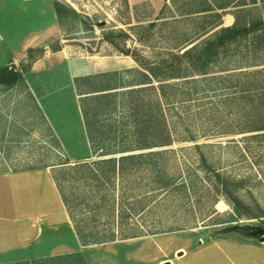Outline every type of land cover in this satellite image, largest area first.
Here are the masks:
<instances>
[{
  "label": "rangeland",
  "instance_id": "374dc122",
  "mask_svg": "<svg viewBox=\"0 0 264 264\" xmlns=\"http://www.w3.org/2000/svg\"><path fill=\"white\" fill-rule=\"evenodd\" d=\"M202 2L52 0L55 28L29 45L35 46L31 51L33 57L28 55L26 48L22 59L5 64L17 69L22 77L11 85L0 84V149L10 167L54 163L51 172H57L61 187L72 206L70 173L64 174L58 169L62 166L55 164L63 160L64 155L27 93L23 72L45 51L56 50L53 47H64L72 52V57L85 59L88 62L85 66L95 69L87 74L119 70L122 77L117 76L118 86L108 89L117 90V103L106 115L121 123L130 107L126 102L130 96L123 92L126 88L145 86L141 93L150 98L156 96L158 80L149 74V70L160 73L161 81L177 82L183 79L165 78L171 70L170 66L165 67L167 63L174 59L175 53L180 54L185 48L200 42L218 27L206 24V31L201 29V19L194 15L203 12L200 9ZM234 7L230 4L218 9L223 10L220 25L233 23ZM258 10L264 17V4L260 1ZM256 11L254 8L250 17L257 15ZM244 42L230 44V49L239 48V52L234 54L231 51L229 59H224L227 60V70L215 68V71L206 74L207 78L182 82V88H191L189 94L181 95L178 92L173 95L170 94L171 89L166 88L169 97L161 98V106L173 141L142 149H163L165 152L159 156L161 162L170 172L182 175L189 184L193 183V188H189L187 195L152 188L155 186L148 182L150 178L145 170L130 172L123 181L120 176L115 177V195L121 194L124 186H127V200L134 202L141 197L140 191L146 192L147 197L143 202L149 204V209L142 214H134L128 220L135 221L138 226L143 224L146 228L162 231L87 244L81 249L87 264H160L163 261L168 264H247L263 261L264 136L261 132L264 129L249 128L263 125L264 118L246 115L250 101L247 98L232 99V95L225 99L232 88H225L217 78H211L214 74L239 70L243 78L250 77L256 67L264 66V48L259 50L256 57L252 55L249 59L253 58L260 64L247 66V59L242 56V51L246 50ZM178 44L181 45L176 47ZM136 69L149 74L151 81L135 83L139 76ZM247 70L251 71L244 72ZM197 76L202 75L185 77ZM232 77L234 79V75ZM110 83L114 84V81ZM90 88V83L82 82L81 90ZM77 93L78 98L84 94L78 88ZM257 133L260 135H254ZM85 144L83 138L66 144L70 151L72 149L71 164L95 157L89 155L80 160L74 156L88 153ZM214 171L229 180V186L243 198L253 215L234 214L228 198L216 190L220 184ZM58 191L60 193L59 188ZM133 194L138 195L135 197ZM175 226L180 228L164 230ZM234 241L239 245L234 247ZM243 244L251 245L244 248Z\"/></svg>",
  "mask_w": 264,
  "mask_h": 264
},
{
  "label": "trees",
  "instance_id": "16d2710c",
  "mask_svg": "<svg viewBox=\"0 0 264 264\" xmlns=\"http://www.w3.org/2000/svg\"><path fill=\"white\" fill-rule=\"evenodd\" d=\"M259 1L264 4V0H203L200 4V9L203 12L194 15L201 19V29L206 31V24L218 27L200 42L185 48L180 54L175 53L174 59L167 63L165 67L170 66L171 70L164 77H183V79L177 82L161 81L163 78H161L160 73L148 69L149 74L158 80V85L155 87L156 96L150 98L141 93L142 90L146 89L145 86L126 88L123 92L130 96V98H126L130 107L128 113L123 115L125 120L120 121L121 123L116 118L111 119L106 115L117 103L115 98L117 90L108 89L118 86L116 85L117 76L122 77L120 71L106 70L75 77L76 87L80 93H84L80 96L79 101L92 154L95 156L93 159L70 163L33 94L25 84L27 93L45 121L48 132L64 155V159L55 162V164L62 166L58 169L62 170L64 174L70 173L69 176L72 178V206L67 194L61 187L57 172L54 171L52 176L60 190V195L82 245L162 231L157 228H146L143 224L138 226L135 221L130 222L128 220L134 214H142L146 209H149V204L143 202V199L147 197L145 196L146 192L140 191L141 197L130 202L127 200L129 196L125 194L127 186L124 184L122 185L124 186V193L115 195L114 179L120 176L123 181L130 172L145 170L148 171V178H150L148 182L155 186L152 188H161L172 193L181 192L184 195H187L189 188L190 190L193 188V183L189 184L182 175L170 172L161 162L159 156L165 152L163 149H142L169 144L173 141L171 129L161 106V98L166 97L168 99L169 97L167 87L171 89L170 94L173 95L178 92L181 95L183 93L189 94L191 88H184V86L182 88L181 83L207 78L206 74L215 71V68H218L216 70L219 71L227 70V60L224 61V59L226 57L229 59L231 51L234 54L239 52V48L230 49V44L237 43L238 45L242 40L245 41L243 47L246 48L245 51H242V56L247 59V66L260 64L253 58L249 60L252 55L256 57L259 50L264 48V17L260 15L258 10ZM230 4L235 6L232 10L234 21L230 25H220L223 10L218 9ZM254 8L257 10V15L250 17ZM180 45L178 44L176 47ZM34 48L35 46L27 47V53L30 57H33L31 51ZM57 48L59 47H53V49ZM136 72L139 76L135 83L151 81L152 77L145 71L136 69ZM240 73H242L241 70L239 72L226 71L223 74H214L211 78H217L218 83L224 85L225 88H232L225 95V99L232 95V99L234 97L239 100L247 98L250 101V109L246 115L264 118V66L256 67L250 77L243 78L242 75H239ZM192 74L202 76L185 77ZM233 75L234 79H232ZM19 77H21V73L12 66H0V84L11 85ZM111 80L114 81V84L110 83ZM83 81L90 83L91 88L89 90H81ZM133 94L135 95L131 97ZM250 127L249 130L264 129V124ZM261 133L264 136V132ZM196 145L198 146V144ZM202 159H204L203 155ZM214 175L217 183L220 184L216 190L228 198L234 209V214L253 215L252 212L248 211L243 198L229 186V180L218 171H214ZM127 181L133 183V181ZM137 195L133 194L135 197ZM177 228L180 226L164 230ZM0 264H87V262L82 252L78 250Z\"/></svg>",
  "mask_w": 264,
  "mask_h": 264
},
{
  "label": "crops",
  "instance_id": "0c3cea01",
  "mask_svg": "<svg viewBox=\"0 0 264 264\" xmlns=\"http://www.w3.org/2000/svg\"><path fill=\"white\" fill-rule=\"evenodd\" d=\"M55 22L52 0H0V66L22 59L25 49L54 29ZM87 63L62 47L45 51L23 72L70 161L72 149L66 144L80 138L88 153L74 156L80 160L93 156L75 83V77L95 70L87 68ZM53 165L13 169L0 149V263L81 251L86 246L78 239L62 201ZM238 245L234 241V247ZM262 260L247 264H264V255Z\"/></svg>",
  "mask_w": 264,
  "mask_h": 264
},
{
  "label": "water",
  "instance_id": "95a60500",
  "mask_svg": "<svg viewBox=\"0 0 264 264\" xmlns=\"http://www.w3.org/2000/svg\"><path fill=\"white\" fill-rule=\"evenodd\" d=\"M163 264H167V261L163 262Z\"/></svg>",
  "mask_w": 264,
  "mask_h": 264
}]
</instances>
